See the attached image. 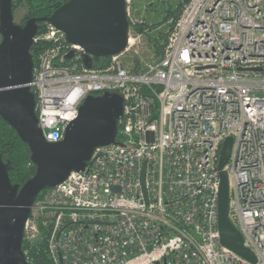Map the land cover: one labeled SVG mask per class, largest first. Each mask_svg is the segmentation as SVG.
Segmentation results:
<instances>
[{"label":"built area","instance_id":"1","mask_svg":"<svg viewBox=\"0 0 264 264\" xmlns=\"http://www.w3.org/2000/svg\"><path fill=\"white\" fill-rule=\"evenodd\" d=\"M49 29L33 38L30 84L44 140L61 141L88 96L119 94L123 114L115 144L40 193L23 241L38 217L51 264H252L219 241L217 165L231 138L228 217L264 264V0H187L162 56L139 71L120 60L129 38L86 69L83 50Z\"/></svg>","mask_w":264,"mask_h":264},{"label":"water","instance_id":"2","mask_svg":"<svg viewBox=\"0 0 264 264\" xmlns=\"http://www.w3.org/2000/svg\"><path fill=\"white\" fill-rule=\"evenodd\" d=\"M126 0H69L49 17L14 22L12 0H0V118L27 147L34 175L21 187L12 185L8 166L0 158V264H30L23 251L24 227L39 194L64 182L72 172H83L94 150L115 144L123 99L116 93L88 96L78 108L64 137L57 143L44 140L30 91L34 67L30 56L40 23L64 34L68 44L83 50L82 63L121 55L127 48L129 22ZM69 52L65 60H70ZM197 71L201 68L196 69ZM147 134L148 142L151 140ZM232 139L221 148L217 165L219 188L217 220L222 247L254 264L255 257L243 246V238L228 217L229 180L223 171ZM144 166L140 181L143 184ZM146 200L145 189L143 187Z\"/></svg>","mask_w":264,"mask_h":264},{"label":"trees","instance_id":"3","mask_svg":"<svg viewBox=\"0 0 264 264\" xmlns=\"http://www.w3.org/2000/svg\"><path fill=\"white\" fill-rule=\"evenodd\" d=\"M68 1L69 0H12V10L14 13L18 7H26V13L22 21L25 23V21L31 18L49 17L58 7ZM185 1L187 0H184L183 2ZM182 4L183 3L180 2L173 11L167 10L163 17V22H167L170 18H172L173 22H175L181 13ZM43 26L44 23H40L38 30H40V28ZM129 27H132L130 21ZM170 27H172V25H170ZM154 28H156V26H151L150 29ZM133 30L139 34H142L145 30H148V26L145 24H137L133 26ZM166 38V35H163V43L160 45H153V53L157 60L163 54L164 47L167 43ZM39 50L40 48L36 45L30 49V56L33 60V63L36 62V54ZM107 62L108 59H95L93 60V67H104ZM29 155L30 154L27 147L19 140L16 133L0 118V158L8 166V177L12 185L21 187L34 175L35 167L31 164ZM45 190H43L41 194ZM41 194H39L37 198H39ZM26 249L27 245L23 241L22 251L28 261H30L28 256L32 258L30 264H51L49 258L46 255L44 243L31 247L28 256L25 254Z\"/></svg>","mask_w":264,"mask_h":264},{"label":"rangeland","instance_id":"4","mask_svg":"<svg viewBox=\"0 0 264 264\" xmlns=\"http://www.w3.org/2000/svg\"><path fill=\"white\" fill-rule=\"evenodd\" d=\"M184 0H126V11L128 22H131L132 27H129V49L125 52L120 60L124 67L129 71H139L144 68L146 65L157 60L154 56L153 45H160L163 43L162 36L166 35L168 38L169 33L172 31L175 22L170 18L167 22H163V17L166 14L167 10L173 11L176 9L177 5L181 2L182 7L185 4ZM26 13V7H18L14 13V22L16 24H23V18ZM178 19V18H177ZM137 24H145L148 26V30H145L144 33L139 34L133 30V26ZM172 25V27H170ZM151 26H156L154 29H150ZM49 24L44 23V26L38 30L39 35H46L49 31ZM166 38V39H167ZM45 48H50V43L45 42L43 44ZM38 226V232L33 234L28 228L27 237L24 242L27 245L25 254L28 256L29 250L31 247L38 244L44 243L45 252L46 251V242L49 234L48 225H42L41 221L36 217ZM50 222V220H49ZM30 261L32 258L28 256ZM28 261V260H27ZM28 261L29 263H31Z\"/></svg>","mask_w":264,"mask_h":264}]
</instances>
